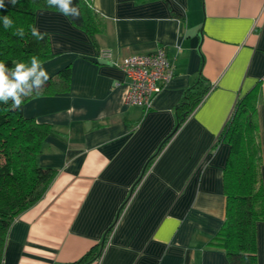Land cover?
I'll return each instance as SVG.
<instances>
[{
    "label": "crops",
    "instance_id": "crops-1",
    "mask_svg": "<svg viewBox=\"0 0 264 264\" xmlns=\"http://www.w3.org/2000/svg\"><path fill=\"white\" fill-rule=\"evenodd\" d=\"M91 3L104 23L93 39L58 10L35 13L53 53L42 66L49 76L69 66V83L23 105L25 117L52 127L38 163L55 176L9 225L0 264H68L91 250L100 254L86 264H230L211 241L225 218L230 151L215 140L258 84L264 187V0ZM157 47L173 62L172 78L148 109L126 104L116 64ZM106 49L110 56H97ZM198 77L215 86L170 135L175 105ZM256 243L264 264V218Z\"/></svg>",
    "mask_w": 264,
    "mask_h": 264
},
{
    "label": "trees",
    "instance_id": "trees-1",
    "mask_svg": "<svg viewBox=\"0 0 264 264\" xmlns=\"http://www.w3.org/2000/svg\"><path fill=\"white\" fill-rule=\"evenodd\" d=\"M72 3L80 14L76 18L67 16L68 19L93 39L94 34L103 28L102 17L92 7L91 0H72ZM41 8L57 10L49 7L46 0H17L15 4L4 0V7L0 8V62L6 67L11 69L21 62L30 65L33 56L42 62L53 55L47 32L38 29L42 39L31 34L35 13ZM4 16L12 19L11 28H4ZM20 28L24 30L22 38L15 34ZM69 70V66H64L49 76L39 93L34 91L31 96L24 97L19 108H14L11 100L6 104L0 102V252L13 219L43 196L55 176L54 169L38 163L44 138L53 131L52 127L25 117L23 105L31 97L64 91L69 83ZM258 87L256 84L237 100L215 140L227 141L230 151L223 167L225 218L211 241L225 250L230 264H257L256 224L264 218L260 144L254 117ZM208 90L200 77L184 90L181 100L175 105L176 123L170 135ZM99 254L91 250L68 264H86Z\"/></svg>",
    "mask_w": 264,
    "mask_h": 264
},
{
    "label": "built area",
    "instance_id": "built-area-1",
    "mask_svg": "<svg viewBox=\"0 0 264 264\" xmlns=\"http://www.w3.org/2000/svg\"><path fill=\"white\" fill-rule=\"evenodd\" d=\"M110 54V50L106 49L99 51L97 56L108 57ZM116 65L123 72V83L126 86L124 102L138 104L145 109L151 106L156 94L174 74L173 62L162 47L148 52L131 53ZM214 86L215 84L211 83L208 92Z\"/></svg>",
    "mask_w": 264,
    "mask_h": 264
},
{
    "label": "clouds",
    "instance_id": "clouds-1",
    "mask_svg": "<svg viewBox=\"0 0 264 264\" xmlns=\"http://www.w3.org/2000/svg\"><path fill=\"white\" fill-rule=\"evenodd\" d=\"M17 0H11L15 4ZM49 7L56 8L64 16L76 18L79 16V9L73 6L72 0H46ZM4 7V0H0V8ZM3 26L5 29L13 26V21L8 16L3 17ZM17 36L23 37V28L17 29ZM32 36L42 39L43 36L39 30L33 26L31 28ZM49 74L42 66V62L35 56L31 58L30 66L25 63H17L14 68H8L3 62H0V102H13L14 108H19L23 103V98L31 96L35 91L37 94L48 81Z\"/></svg>",
    "mask_w": 264,
    "mask_h": 264
}]
</instances>
